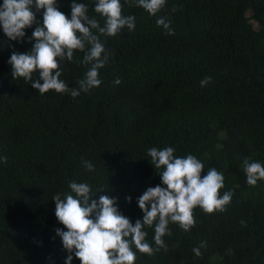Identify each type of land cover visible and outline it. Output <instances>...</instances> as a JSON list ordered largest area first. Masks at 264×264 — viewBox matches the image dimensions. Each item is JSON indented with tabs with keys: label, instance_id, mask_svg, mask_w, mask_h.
Listing matches in <instances>:
<instances>
[{
	"label": "trees",
	"instance_id": "trees-1",
	"mask_svg": "<svg viewBox=\"0 0 264 264\" xmlns=\"http://www.w3.org/2000/svg\"><path fill=\"white\" fill-rule=\"evenodd\" d=\"M77 2L104 25L96 0ZM120 2L136 28L101 36L110 53L99 70L102 83L75 99L54 90L40 95L31 82L13 79L7 61L13 51L32 49L29 38L39 25L25 29L23 42L9 41L0 26V157H7L0 162V264H65L68 253L55 230L67 229L52 198L69 193L71 181L88 183L96 199L117 198L133 225L142 220L138 198L164 187L150 147L196 156L202 176L215 168L224 176L220 195L233 196L224 212L195 208L190 232L170 222L168 250L149 257L133 248L134 264H264V180L249 186L242 167L244 159L264 165V0H166L157 16ZM71 3L57 0L69 19ZM158 17L171 21L174 35L157 26ZM36 18L42 23V12ZM83 55L60 61L69 88L87 70L78 63ZM205 77L211 82L201 87ZM145 231L155 248L154 226Z\"/></svg>",
	"mask_w": 264,
	"mask_h": 264
},
{
	"label": "clouds",
	"instance_id": "clouds-1",
	"mask_svg": "<svg viewBox=\"0 0 264 264\" xmlns=\"http://www.w3.org/2000/svg\"><path fill=\"white\" fill-rule=\"evenodd\" d=\"M124 3L130 7L133 4L142 7L151 16H157L166 6V0H124ZM122 8L120 0H96L94 11L105 20L101 26L96 18L88 15L87 5L77 0H72L70 19L58 9L57 0H3L0 26L9 41L23 42L25 29L34 23L39 25L29 38L34 42L32 49L27 53L13 51L7 61L13 79L23 78L31 82V87L40 95L54 90L70 94L73 99L82 92L88 93L99 87L102 83L98 78L99 70L105 67L110 56L101 36L114 37L125 28L129 32L136 28V17L122 15ZM172 11H177V8L173 6ZM37 12H42V23L37 21ZM156 23L167 30L168 35L175 34L167 17H158ZM77 51L84 53L78 63L87 66V70L77 81L78 87L69 88L60 78V61L72 62ZM34 73H38L39 79H33ZM210 82L211 77H205L200 86L205 87ZM114 84L120 85L121 80L116 78ZM174 152L172 147L147 149L150 162L164 187H149L138 198L143 218L136 220L134 225L119 210L117 198L100 195L96 199L97 195L93 196L88 183L71 181L69 193L63 194V198L61 194L53 196L55 216L67 229L55 230L68 253L65 264H72L74 257L80 264H134L136 252L133 248L149 257L161 249L168 250L163 237L170 235V222L190 232L196 224L195 208L199 207L207 215L226 211L233 192L226 191L220 195L225 186L223 174L210 168L202 176L204 164L196 156L178 157ZM6 161V156L0 157V162ZM83 164L88 171H95L90 161H83ZM242 167L249 186L254 187L259 180H264V165L261 163L244 159ZM126 199L131 203L130 196ZM241 224L244 225V221ZM153 226L155 248L147 242L148 233L145 231L146 227ZM201 247H206V242L193 249L196 256L202 255Z\"/></svg>",
	"mask_w": 264,
	"mask_h": 264
}]
</instances>
